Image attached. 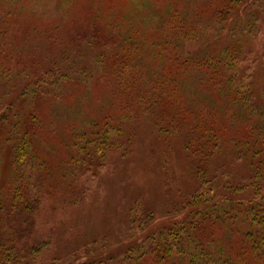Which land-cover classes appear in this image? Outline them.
Wrapping results in <instances>:
<instances>
[{
	"label": "trees",
	"instance_id": "obj_1",
	"mask_svg": "<svg viewBox=\"0 0 264 264\" xmlns=\"http://www.w3.org/2000/svg\"><path fill=\"white\" fill-rule=\"evenodd\" d=\"M75 1L93 21L87 45L25 66L20 36L68 24ZM75 1L0 0V264H35L48 244L35 223L47 191L80 203L110 152L127 151L130 122L157 114L198 184L177 186L157 220L134 201L125 245L91 239L72 260L264 264V0L133 1L128 11ZM225 153L233 159L217 172L212 159Z\"/></svg>",
	"mask_w": 264,
	"mask_h": 264
},
{
	"label": "rangeland",
	"instance_id": "obj_2",
	"mask_svg": "<svg viewBox=\"0 0 264 264\" xmlns=\"http://www.w3.org/2000/svg\"><path fill=\"white\" fill-rule=\"evenodd\" d=\"M103 1L105 6L107 5L106 9L114 4L116 9L119 6L125 11L133 6L131 4L133 1L136 5L149 2V0ZM53 5L54 10H58V2ZM68 12L70 15L68 24L60 25L62 19L59 18L57 21V15L54 14L57 23L52 30L40 28L42 32L38 36L37 32L29 33L28 36L31 38H37L32 45L29 44L31 41L28 36H20L21 56H24L25 66L31 64L29 57L39 60L41 67L47 56L57 57L71 46H75L76 50L87 45L88 26L91 27L93 22L91 18H88L89 20L84 18L89 13L88 9L86 7L84 9L81 3L75 1ZM47 33L52 35V38L48 39ZM195 46L196 44H189L191 49H195ZM74 53L77 54L79 51ZM193 98L195 105L202 104L203 98L199 100L197 95ZM157 117L161 116L143 115L135 117L130 122L134 137L127 151L119 149L110 152L107 165L100 170L97 177L89 181L88 192L80 203L70 205L64 202L65 195L62 197L58 192L50 194L47 191V195H44L45 198L40 203V210L35 215V223L39 238L48 244L35 264H77L78 261L72 259L79 255L85 246L91 244L89 242L91 239L98 241L109 239L106 244L114 247H119L121 243L125 245L123 238L130 235L128 209L134 201H137L140 210L153 212V219L157 220V205L166 206L167 202L170 204L173 198L171 193L177 186L181 191L179 194L189 193L195 188L198 184L197 179L189 168L191 157L185 151L183 142L175 133H161L155 124ZM163 117L168 119L166 116ZM229 159L233 157L226 158V153L218 155L212 159L211 165L219 172L218 170L225 169ZM160 215L161 224L173 222L168 219L170 217H165L167 214ZM136 237L139 239L137 235Z\"/></svg>",
	"mask_w": 264,
	"mask_h": 264
}]
</instances>
